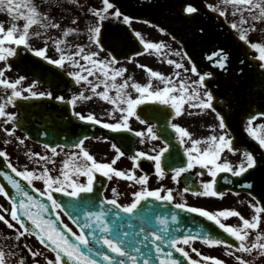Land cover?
<instances>
[{
    "label": "snow or ice",
    "instance_id": "snow-or-ice-1",
    "mask_svg": "<svg viewBox=\"0 0 264 264\" xmlns=\"http://www.w3.org/2000/svg\"><path fill=\"white\" fill-rule=\"evenodd\" d=\"M71 3L72 0H66ZM102 8H88L87 14L94 18V23L88 28V40L94 45L96 50L85 52L83 47H77L74 52L70 54H61L57 59H48L45 56V50H34L29 44L30 28L39 26L45 28L50 26L52 29L59 27L57 23H53L49 18V14L41 15L40 7L36 6L34 0H0V12H6L13 23L5 30L3 25H0V61L4 62V67L0 68V87L6 90H11L10 95L4 103H0V117H3V124L7 125L10 122L13 128H4L6 135H13L16 127L15 114L7 112L6 106L14 103L16 99L28 100L32 98H43L45 95L52 99V93H37L31 87L18 89V85L25 79L21 76L14 81L2 78L6 70H10L11 61L9 58L18 54L20 46L28 51H33L37 57H44L47 62L57 67H62L66 62L72 68L78 69L75 71H68L67 76L75 83L81 84L83 82L90 92V95L85 96L83 93L73 95L70 99L65 100L63 96H55L54 99L58 102L64 103L72 108L71 115L77 120L89 123L92 125L99 124L103 129L110 130L115 133L132 132L129 126V119L136 117L139 123L145 124L148 115L153 111L160 110L164 112L165 116L171 115L173 118L182 115L183 105L192 109H209L215 111L214 97L209 91H204L202 94L200 89L205 86V78L211 76L212 73H199L195 66H192L190 71L192 74L197 75L199 78L190 83L184 77H181L179 71L174 72L171 77H165L163 74L148 69L147 66L137 65L138 67L145 68L149 76L157 78L164 86L153 90L151 88V81L145 85L132 82L130 87L138 94L136 98H132L130 94L125 91L129 87V82L132 80L128 77L122 82H118L117 78H123L126 69L123 67H115L117 60L108 53L107 58L100 59L99 54L104 51L103 40L101 39L103 32V22L109 18H123V22L128 24L132 19L129 15L121 12L119 7H115L111 0H102ZM224 5H231L234 9L232 12L233 17L239 14V20L229 23V27L239 32L238 40L243 42L246 47L255 50L257 55L254 57L259 61L258 67L261 70V76L264 77V43L250 42L246 33L249 31L244 25L249 21H254L264 24V0H222ZM59 4H50V9L59 7ZM210 11L220 17H225L226 12L221 8L206 5ZM115 8L114 11H109ZM183 11L189 14V18H194L191 14H198L199 10L191 5L184 7ZM248 13V19H245L244 13ZM23 20L22 27L18 25V21ZM73 24H77V20L73 19ZM147 23V21H145ZM255 29V24L251 25ZM76 28L65 29L63 35L67 37L70 32L75 33ZM41 33L36 32L35 35L39 36ZM139 40L140 45L144 51L153 50L157 53H162L164 45L161 43L150 42L140 38V33H135ZM47 41H45V45ZM58 53H64L66 40L56 39L53 40ZM8 45V46H5ZM15 47H12V46ZM143 52H136L135 55H142ZM79 58L76 59V58ZM82 60L84 63H80ZM169 65H174L175 69H184L187 73L189 69L184 68V65L177 63L171 59L165 61ZM191 63V61H189ZM228 63L227 54L221 50L220 55L214 66L224 69ZM243 63V61H242ZM86 73L87 75H84ZM88 77H93L89 79ZM103 86L102 91H97L98 88ZM115 91V95H110L111 91ZM22 92L28 93L22 95ZM93 96L99 97L103 101L113 105V111L108 115L111 118L113 112H119L120 116L116 122H102L97 119L94 114L84 115L79 111H75L76 103L81 100H90ZM164 106L162 109H156L154 105ZM145 105L143 111L145 118L141 119L137 113V106ZM170 108L172 111L168 113L165 109ZM191 114V113H189ZM264 115V113H260ZM254 117L248 118V124L251 125ZM217 120L219 121L220 135H209L203 139H194L189 131L176 123H169V127L175 136L176 144L179 150H182V157L180 158L179 166L168 164L172 171L171 179H177L184 173L197 166L201 170H206L207 174L213 179L209 182H203L199 191H192V195H201L209 197L222 196V193L217 191L213 181L218 177V173H230L232 177H242L244 173L249 170L255 171L256 160L254 153L248 150L242 152L241 163L235 168L228 162L218 163L223 150L227 149L229 152H236V148L232 145V140L224 134L226 128L223 117L217 112ZM247 135L254 140L259 149L264 150V125L258 126L256 129L249 126L245 129ZM136 137H144L149 140L156 139V132L154 127L150 124L146 125L145 131H135ZM88 139L84 136L72 143V147L78 149V152H72L68 158L62 161L59 174L52 176L49 174L47 165H55L53 157L58 155L57 148L63 149L65 145H57L50 147L49 144H44V148L51 153V156L40 155L39 153L26 154L28 158L35 159V163L39 165L40 171H30L27 169L18 170L10 162L8 155L5 151H0V158H3L5 167L11 170L14 175H9L5 171H0V178L5 185H0V195L9 200L11 204V211L2 209L5 213L10 215L11 221L15 222L16 228L13 223L9 222L4 215H0V222L10 230H13L14 237H7L5 239H14L17 241L16 248H20L19 240L22 237L34 236L37 241L44 248L55 253V259H48L45 257L46 264H153L152 253H155L154 260L158 264H182L176 259L173 253H178L187 264H196L195 261L189 258V253L181 245L190 246V242L200 239L202 243L209 247L220 246L226 244L219 236L212 235L207 231L201 232L199 228L195 232H183L179 235L173 233L180 232L178 227H175L170 232L169 225H178V213L172 212L167 217L156 215L155 225L152 229H146L140 226L139 231H135L132 221L140 219L137 216L139 208H145L152 201H163L171 205L172 208L186 212L188 214H198L200 217L206 218L208 221L213 222L223 233L232 237L236 242V251L242 253H252L258 250V256H264V242L261 241V236L257 235L249 246L246 243V238L249 236L248 229L253 231L259 228V217L253 215L251 220L240 217L241 226L233 227L221 222L220 218H227L230 216H240L234 210H220L215 213L204 210L200 207L187 206L183 203H173V196L171 190L163 191L161 189L149 190L145 185L146 177L141 175L135 177L132 171L128 173L114 169L111 164H115L116 159L124 155L121 148L117 144L112 143L111 148L115 150L116 156L113 158L111 164L97 162L94 157L89 154L83 147L84 141ZM19 143L23 140L18 138ZM141 143L144 142L142 139ZM7 143V141H5ZM202 146V147H201ZM169 144H164L159 148L154 155H148L144 152H136L134 156L130 157L133 161L137 158H145L154 162L156 175H162V157L166 152H170ZM87 163H79L80 159ZM186 158V159H185ZM133 167H136L135 163ZM96 173L111 178L110 173L118 178H125L128 180H135L136 183L141 185L140 190L132 192V200L127 204H120L118 202L119 193L113 188V198H101L98 204L92 201L85 200L83 203H78L76 206L81 208V219H73L76 225L77 232H73L70 228L64 225L61 221L59 212H63L71 219V214L62 208V202H58L53 198V193H60L70 200L78 201L81 194H90L94 190V176ZM202 171L195 172V176H201ZM251 175L252 173L249 172ZM85 177L86 182L81 183L79 178ZM227 179V178H225ZM247 180V177H244ZM33 181H42L43 190L33 187ZM27 188L31 189L36 195L29 194ZM251 188V184L244 185ZM10 188L15 194L11 195L7 189ZM184 191H189L185 188ZM143 202V203H142ZM254 207V212L259 214L264 212V203H260ZM2 208V206H0ZM97 210H90V209ZM123 214V215H121ZM125 223L127 228L124 227ZM27 256L32 258L31 264H39L36 257L42 255L41 252L33 251L27 248ZM150 249V250H149ZM167 249V250H166ZM192 251H196L194 248ZM201 255L199 252L196 253ZM228 254L227 252L225 253ZM15 253L11 250L6 254L4 250L0 249V264H12L6 258L14 256ZM27 256L20 257L16 264H27ZM204 261L211 260L213 264H223V261L209 256H203ZM237 264H248V261L240 256L235 257Z\"/></svg>",
    "mask_w": 264,
    "mask_h": 264
},
{
    "label": "flooded vegetation",
    "instance_id": "flooded-vegetation-1",
    "mask_svg": "<svg viewBox=\"0 0 264 264\" xmlns=\"http://www.w3.org/2000/svg\"><path fill=\"white\" fill-rule=\"evenodd\" d=\"M201 1L204 6L213 5L221 8L226 12V16L222 17L224 23L229 27V23L239 20V14L233 17L234 11L231 5H224L222 0H198ZM36 6L40 7L41 15L48 13L49 18L53 23H57L59 27L52 29L50 26L40 28L38 25L30 28L29 44L34 50H45V56L48 59H57L61 54H70L74 52L77 47H83L85 52L90 50H96L94 45L88 40V28L93 25L94 18L87 14L88 8H102V0H72L71 3L66 0H34ZM59 4L60 6L55 9H50L48 5ZM114 4V3H113ZM115 7H117L114 4ZM189 6V5H188ZM208 11L209 8L206 7ZM115 8L109 11H114ZM212 12V11H211ZM123 13V12H122ZM132 19L128 24L123 22V18H109L103 22L101 39L103 40L104 51L99 54L100 59H105L108 53L117 60L115 67H123L126 72L123 78H117L118 82L126 80L131 77L129 87L125 89L132 98H136L138 95L131 87L132 82L145 85L151 81V88L153 90L162 88L164 85L157 79L149 76L148 71L143 67L137 65L147 66L148 69L157 71L163 74L165 77H171L174 72L179 71L181 77H184L190 83L193 80H197L199 77L192 74L190 69L193 63H189L182 46L176 41L172 40L162 30L152 26L148 22L145 23L137 18H133L131 14L124 12ZM245 19H248V13H244ZM73 19L77 20V24H73ZM23 20L18 21V25L22 27ZM13 21L7 15L6 12H0V25H3L6 30ZM255 24L253 30L251 25ZM249 31L246 33L250 42L264 43V24H260L254 21H249L244 25ZM76 28L75 33L70 32L67 37L63 35L65 29ZM232 34L238 38L239 32L233 31L230 27ZM40 32L39 36L35 33ZM135 33H140V38L150 41L161 43L165 47L162 53H157L153 50L144 51L139 43ZM62 39L66 40V45H62L65 48L64 53H58L56 46L53 44V40ZM45 41L47 44L45 45ZM8 46V45H5ZM12 47H15L14 45ZM136 52H143L142 55H135ZM257 55L255 50L249 52V56L254 58ZM11 61L10 70H6L2 78L14 81L23 76L25 79L18 85V89H24L31 87L33 91L37 93L51 92L53 98L49 99L47 95L43 98H32L28 100L16 99L13 104L6 106V111L15 114L16 127L13 135H6L4 128H13V124L10 122L7 125L3 124V117H0V151H5L8 155L9 162L18 170L27 169L30 171H40L39 165L35 163V159L30 160L28 155L31 153H39L40 155L51 156V153L44 148V144H49L50 147L57 145H65L63 149L57 148L58 155L53 157L55 165L49 164V174L56 176L59 174L62 161L68 158V155L72 152H78L79 150L73 148L71 145L78 139L87 136L88 139L84 141L83 147L91 154L97 162L111 164L113 158L116 156L115 150L111 148V144L115 143L121 148L124 155L116 159L115 164L111 166L119 171L128 173L130 170L135 177L144 175L146 177V186L149 190L161 189L163 191L171 190L173 196V203H183L187 206L200 207L209 212L215 213L220 210H234L240 214V216H230L227 218H220L222 223L233 227H240V217L251 220L253 215L259 217V228L255 231L248 229L249 236L246 238V243L250 246L251 242L257 235L261 236V241L264 242V212L256 214L254 207L260 203H264V150L259 149L258 144L252 140L246 133L245 129L249 126L256 129L258 126L264 125V116L254 117L252 124H248V118L250 115H243L237 111L236 98L246 97V91L242 80H233L232 75L228 73L227 67L224 69L214 66L213 68L198 70L199 73H212L211 76L205 78V86L200 89L201 94L204 91H209L213 94L215 111L209 109H195L188 108L187 104L183 105L182 115L173 118L171 115L165 116L164 112L160 110L153 111L148 115L145 120V124L139 123L136 117L129 119V126L132 132H120L115 133L107 129H103L99 124L92 125L77 120L71 115L72 108L64 103L58 102L54 99L55 96H63L65 100L70 99L73 95H79L83 93L85 96L90 95L87 86L81 82V84H75L68 76V71H75L67 62L62 67H57L47 62L44 57H37L33 51H28L20 46L18 54L9 58ZM76 59L79 60L77 57ZM171 59L177 63L184 65V68L189 69L187 73L184 69H175L174 65H169L165 61ZM255 59V58H254ZM80 63H84L82 60ZM259 62L257 63V68ZM4 67V62L0 61V68ZM260 70V69H259ZM261 72V70H260ZM84 75H87L84 73ZM93 79V77H88ZM103 86L97 89L102 91ZM11 90H6L0 87V103H4L7 100V96L10 95ZM28 93L22 92V95ZM110 95L114 96L115 91H111ZM145 105L137 106V113L141 119L145 118V112L143 111ZM156 109H162L164 106L154 105ZM168 113H171V109H165ZM75 111H79L84 115L89 113L94 114L95 117L102 122H116L119 118V112H113V116L110 118L108 113L113 111V105L103 101L99 97L93 96L90 100H81L76 103ZM217 112L223 117L226 128L224 134L232 140L233 147L236 148V152H229L227 149L221 153L218 163L228 162L235 168V166L241 163L242 152L245 150L254 153L256 160L255 171L249 170L243 174L242 177H232L230 173H218V177L213 181L217 191L222 193V196L209 197L201 195H192V191H199L203 182H209L213 178L207 174L206 170H201L197 166L190 170L188 173L182 174L177 181H173L172 171L168 164L179 166L180 158L183 153L179 150L176 144L175 136L172 129L168 126L169 123H176L179 126L184 127L189 131L194 139H203L209 135H220L219 121L217 120ZM191 113V114H189ZM22 124V128L18 127ZM152 125L156 132V139L149 140L144 137H136L135 131L144 132L146 125ZM18 138L24 142L21 144L18 142ZM144 140L141 143V140ZM38 140V141H37ZM7 141V143H5ZM164 144H169L171 151L166 152L162 157L163 172L161 176H157L155 172L154 162L145 158H137L133 161L130 157L134 156L136 152H144L148 155H154L159 148ZM202 147V146H201ZM186 159V158H185ZM79 163H87L82 158ZM135 163L136 167H133ZM202 171L201 176H195V172ZM111 178L104 177L99 173L94 176V190L90 194H81L78 201L70 200L68 197L63 196L60 193H53V198L58 202H62V208L66 212L71 214V219L63 212H59L61 221L64 225L70 228L73 232H77L76 225L73 223V219H81V208L77 207L78 203L83 201H92L94 204H98L99 199L113 198L112 189L115 188L119 193L118 202L120 204L130 203L132 200V192L138 191L141 185L136 183L135 180H128L125 178H118L114 174L110 173ZM247 177V180L244 179ZM227 178V179H225ZM81 183L86 182L85 177L79 178ZM251 184V188H247L244 185ZM33 187L43 190L42 181H33ZM188 188L189 191H184ZM143 203V202H142ZM0 215H4L9 222L11 221L10 215L5 213L2 209H8L11 211V204L8 199H5L3 195H0ZM145 208H139L137 216L140 219L132 221L135 231L140 230V226L146 229H152L155 225V216L161 215L167 217L172 212L178 213L179 224L169 225L170 232L173 228L178 227L180 232L173 233L179 235L183 232H195L197 228L201 232L207 231L212 235L219 236L226 244L220 246L209 247L201 242L200 239L190 242V246L181 245L189 253V258L196 262V264H213L211 260L204 261L203 256L215 257L223 264H237L236 256H240L248 264H264V256H258L257 251L252 253H242L236 251L237 242L227 234L223 233L213 222L208 221L206 218L200 217L198 214H188L174 209L170 204L163 201H152ZM97 210V209H90ZM123 215V214H121ZM127 228V224L124 225ZM78 234V232H77ZM13 230L8 229L3 222H0V239L3 242H7L5 238L14 237ZM29 238L32 243L26 245L27 248L37 250L42 249L40 244L32 237L25 236L22 238ZM21 249L24 252L21 241ZM11 243L17 244V241L10 239ZM8 244V242H7ZM25 245V244H24ZM196 251H192V249ZM2 249V248H0ZM8 249V248H7ZM27 250V249H26ZM150 250V249H149ZM167 250V249H166ZM199 252L201 255H197ZM228 253L227 255L225 253ZM25 253V252H24ZM153 264H158L154 260L155 253H152ZM174 257L187 264V261L183 259L178 253H173ZM12 257V256H11ZM10 257V261L12 258ZM55 259L54 256H52ZM13 264H16L13 263Z\"/></svg>",
    "mask_w": 264,
    "mask_h": 264
},
{
    "label": "water",
    "instance_id": "water-1",
    "mask_svg": "<svg viewBox=\"0 0 264 264\" xmlns=\"http://www.w3.org/2000/svg\"><path fill=\"white\" fill-rule=\"evenodd\" d=\"M111 2L119 7L121 12L147 21L169 34L173 40L181 44L188 60L192 61L197 70L213 68L220 51L223 50L228 57L226 65L228 73L232 75L234 81L242 80L246 91V97L236 98L238 113L253 117L264 113V77L257 68L258 60L248 57L249 48L232 35L222 17L207 11L201 1L111 0ZM186 5H193L199 10L198 14H191L194 18H189V14L183 11ZM18 127L22 128V124ZM0 171L14 175L5 167L3 158H0ZM5 183L0 178V185ZM22 184L29 194L36 195L27 188L26 183ZM7 191L15 195L10 188Z\"/></svg>",
    "mask_w": 264,
    "mask_h": 264
},
{
    "label": "rangeland",
    "instance_id": "rangeland-1",
    "mask_svg": "<svg viewBox=\"0 0 264 264\" xmlns=\"http://www.w3.org/2000/svg\"><path fill=\"white\" fill-rule=\"evenodd\" d=\"M21 239H23V240H21V241H23V243H22L23 246H24V244L25 245H29V244L32 243V241L29 238H27V237L26 238H21ZM7 242H8V244H7ZM7 242H3V240L0 239V248H2V250H4L6 254L8 253L9 250H11V251H13L15 253V255L11 257L12 258V261H11L12 264L15 263L16 261H18L20 257L27 256V250H26V248H25V251H24L25 253H24L22 251L21 247L20 248H16L15 247L16 244L11 243L10 242V239H8ZM32 250L42 253V255H39V256L36 257V260L39 262V264H46V261L44 259L45 257H47L48 259L54 260L51 257V255L49 253H47L46 251H44L43 249L41 250V249H38L37 248V250H35V249H32ZM6 258L8 260H10V257H7L6 256ZM31 260H32V258L30 256H27V264H31Z\"/></svg>",
    "mask_w": 264,
    "mask_h": 264
}]
</instances>
